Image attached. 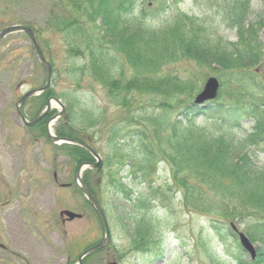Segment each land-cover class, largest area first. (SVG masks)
Masks as SVG:
<instances>
[{
  "label": "trees",
  "instance_id": "trees-1",
  "mask_svg": "<svg viewBox=\"0 0 264 264\" xmlns=\"http://www.w3.org/2000/svg\"><path fill=\"white\" fill-rule=\"evenodd\" d=\"M144 1L59 0L64 8L84 14V24L78 21L80 15L71 18L68 11H52L45 21L46 29L62 39L73 82L89 78V86L100 85L120 111L108 124L99 105L84 112V128L101 134L108 150L89 142L92 138L84 142L101 152L111 169L108 187L133 213L123 216L151 214L161 226L172 227L175 239L205 233L197 244L213 264H264L262 96L243 98L235 91V99L218 95L195 102L197 81L207 76L237 90L247 84L244 74L250 77L264 55L260 19H250V0H230L211 4L201 15L177 12L160 27L135 25L130 17L149 16ZM51 5H56L54 0ZM23 25L38 36L32 24ZM229 31L235 41L227 40L224 32ZM179 61L196 69L171 71ZM247 85L250 91L264 93L262 84ZM196 116L209 126L190 128ZM60 120L62 128L55 134L78 139L70 109ZM61 147L77 161L90 158L77 145ZM231 222L256 244L253 258Z\"/></svg>",
  "mask_w": 264,
  "mask_h": 264
},
{
  "label": "rangeland",
  "instance_id": "rangeland-1",
  "mask_svg": "<svg viewBox=\"0 0 264 264\" xmlns=\"http://www.w3.org/2000/svg\"><path fill=\"white\" fill-rule=\"evenodd\" d=\"M51 1L0 0V30L11 24H32L38 31L37 38L43 54L52 66V92L46 96L42 93L33 95L24 104L25 115L32 119L44 109L51 96L57 97L70 109L72 125L79 129L78 139L86 141L92 138L89 142L101 146L104 141L102 135H92L91 130L84 128V112H93L91 107L97 104L103 110L104 123L108 124L120 115V111L110 103L100 85L93 83L89 86V78L77 85L71 79L67 70L70 61L64 53L62 39L46 29L45 21L52 11L59 14L68 11L71 18L80 14L73 12L69 6L64 8L59 0H54L56 5H51ZM228 1L145 0L143 5L149 16L129 19L135 25L160 27L171 21L177 12L201 15L211 4H227ZM250 9V19H260L258 35L264 53V0H250ZM78 21L84 24V14ZM224 33L227 40L235 41L233 32ZM187 66L196 69L192 63L187 65L179 61L171 67V71L182 72ZM251 72V78L248 72L244 74L248 78L247 84L253 82L264 86V55ZM208 77L197 81L198 92ZM43 83V69L29 37L15 32L0 39V243L4 246L0 247V264H75L84 249L103 239L99 220L74 179L78 164L85 159L77 161L74 155L62 149L63 144L50 142L45 129L43 132L47 120L59 111V106L51 99L49 115L43 123L33 127L24 126L18 118L15 106L20 96ZM224 83H219L216 96L235 99L231 96L236 91L243 98L262 96L264 101V93L250 91L247 84L237 90L234 85L223 86ZM198 119L200 116L192 118L190 128L209 126ZM58 127L62 128L60 119L52 122L51 132L55 133ZM99 153L102 159L100 172L87 166L81 170V179L91 184L104 209L110 242L94 256H86L84 264H213L204 256L201 245L197 244L205 233L195 231L188 234V238L175 239L172 227L161 226L151 214L142 213L132 219L123 216L133 213L131 210L127 212L125 201L121 198L117 201L109 189L106 174L111 169L105 163L103 154ZM160 173L163 174L164 170ZM65 209L80 213L81 217L71 220L61 217L59 212ZM160 210L154 213L158 214ZM230 225L234 232L241 233V227L235 222ZM207 239L212 238L208 236ZM253 246L255 251L258 250L255 243Z\"/></svg>",
  "mask_w": 264,
  "mask_h": 264
},
{
  "label": "water",
  "instance_id": "water-1",
  "mask_svg": "<svg viewBox=\"0 0 264 264\" xmlns=\"http://www.w3.org/2000/svg\"><path fill=\"white\" fill-rule=\"evenodd\" d=\"M14 32H23V33H26L28 35V37L31 41V45H32V48L34 50V53L37 57V60L39 61L40 65L43 69V72H44V78H45L44 85L41 87L26 91L20 97V99L18 100V102L16 104V111L18 113V116H19V119L21 120V122L24 125L31 126V125L35 124L38 120H40L42 117H44L48 113V111L50 109V100L47 101L45 109L41 113H39L33 120H27L25 118V115H24L23 109H22L23 104L30 96L38 94V93L45 91L49 88V85L51 82V65L48 61H46V59H45V57H44V55L40 49V46L37 42L35 33L30 27L23 26V25L6 26L0 31V39H2L3 37H5L8 34H11ZM218 87H219V82H218L217 78H215L214 76L208 77L206 79L204 85H203L202 90L195 96V102L201 103L205 100L213 99L217 94ZM51 99L53 100L54 103H56L59 106L60 110L56 115H54L50 119H48V121L46 123L45 129H46L47 137L50 139V141H52L54 143H58V144L68 143V144L79 145V146L83 147L84 149H86L95 159V161L83 162L77 166L76 171H75V183L78 186V188L83 192V194L85 195V197L87 198V200L91 204L92 208L94 209V211H95V213H96V215L100 221V224L102 226L104 236H103V239L101 241L89 246L87 249H85L77 257L76 264H81L82 258L85 255L103 248L110 241L109 228L107 225L105 214H104L101 206L99 205V203L96 201L95 197L93 196V194L89 190V188L83 183L81 176H80L81 170L85 166H91V167L99 170L101 167V158L96 151H94L91 147L87 146L83 142H81L79 140L67 138V137L56 136V135L51 133L50 123L59 116H62V117L67 116V111H66L63 103L61 102V100L58 98H55V97H52ZM60 215H65L69 220L81 217L80 214L69 211V210L60 211ZM239 240H240L242 247L245 248L250 253L251 256H253L254 255V249H253L251 243L249 242V240L244 236V234L239 233Z\"/></svg>",
  "mask_w": 264,
  "mask_h": 264
},
{
  "label": "flooded vegetation",
  "instance_id": "flooded-vegetation-1",
  "mask_svg": "<svg viewBox=\"0 0 264 264\" xmlns=\"http://www.w3.org/2000/svg\"><path fill=\"white\" fill-rule=\"evenodd\" d=\"M25 112V111H24ZM37 125V124H36ZM63 221H64V218H63Z\"/></svg>",
  "mask_w": 264,
  "mask_h": 264
}]
</instances>
